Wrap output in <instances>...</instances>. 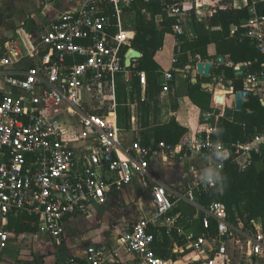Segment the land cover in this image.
<instances>
[{"label": "built area", "instance_id": "built-area-1", "mask_svg": "<svg viewBox=\"0 0 264 264\" xmlns=\"http://www.w3.org/2000/svg\"><path fill=\"white\" fill-rule=\"evenodd\" d=\"M136 1L80 0L53 18L29 45L0 41V264L15 236L9 229L11 216L19 212L36 215L38 231L61 245L69 220L90 217L92 207L106 205L113 191L150 177V157L159 150L178 155L187 149L192 154L215 156L229 150L240 169L251 164L250 155L264 157V132L230 146L203 136L194 143L185 140L175 145L164 140L149 144L138 139L126 141L117 111V85L122 74L129 81L122 49L130 45L132 30L126 27L124 11ZM157 1L169 16L181 20L173 25V32L185 34L187 0ZM193 1L198 15L202 14L204 0ZM249 2L252 18L244 35L264 53V15L257 9L264 0ZM173 62L178 63L176 55ZM174 74L175 67L164 72L163 91L170 90ZM137 76L145 92L146 72L138 71ZM258 86L264 87V62L258 70L246 73L244 80L245 90L254 91ZM104 89L109 107L100 113ZM127 89L132 91L129 83ZM221 167L218 164L216 170ZM152 198L151 217L135 221L118 235L117 246L111 251L88 247L84 264H175L154 252L156 236L150 227L161 219L168 233L173 228L181 231L178 215L173 214L176 201L162 183L153 185ZM186 198L195 202L193 188ZM203 209L204 232L189 235L186 244L196 259L213 251L214 245L219 255L226 256L233 244L255 264H264V230L259 222L255 232L243 235L244 245L241 237L235 238L239 232L222 202L214 201ZM212 219L216 221L215 233L211 231ZM120 250L132 258L122 259ZM56 264L80 263L68 259Z\"/></svg>", "mask_w": 264, "mask_h": 264}, {"label": "crops", "instance_id": "crops-1", "mask_svg": "<svg viewBox=\"0 0 264 264\" xmlns=\"http://www.w3.org/2000/svg\"><path fill=\"white\" fill-rule=\"evenodd\" d=\"M79 1L65 0L63 3L53 4V6L58 8L61 11L60 13H62L68 9L74 8ZM193 2L195 1L187 0L183 13L192 12L194 18L196 16L197 20L202 21L204 23H208L210 18L219 9H227V8L241 9L247 7L249 9V17L243 19L241 24V27L246 29L244 32L247 31L248 29L247 23L252 18L249 7L250 4L249 0H204V5L201 8L203 15L202 14L198 15L199 12L194 7ZM260 3H258V5ZM258 5H257V9H258ZM60 13H58L55 17H57ZM196 18H195V22L197 25ZM52 19L49 20L47 19L46 24H48ZM161 19L162 16L158 15L157 20H161ZM29 26L32 27L34 25H32V23L29 22L27 27L28 29ZM238 28L239 26H232L231 37L233 38V47L234 50L236 51L235 54L237 57L239 56L241 58L239 62H235L230 53L225 55L219 54L217 52L216 44L210 43L207 47L208 49L207 58H202L201 55L194 56L192 53H189L188 55L189 60L190 61L195 60L196 64L195 65L190 64L185 67H176V65L173 62L175 56V48L179 41L178 35H176V33L174 32L165 34L163 48L158 50L155 54L156 61L160 64V66L163 69L162 75L160 77V83L161 84L163 83V74L167 70H170L175 67V74L170 90L169 91L162 90V92L159 95V101H160L159 104L160 114L158 117L159 124L161 125L168 124L173 119H175L178 124L188 129L189 135L186 140L193 143L202 137L200 130L201 128H204L209 133H215L217 130L218 121L221 117L229 123V125L227 126V131L230 133V135L233 138H236L229 145L238 141H246L251 137H253L255 134L264 132V87L258 86L254 91H251L252 94L245 99L243 108L241 110H237L235 108V94L238 91L235 89L236 85L241 84L240 80L242 79L243 83L241 85H243L242 89H244V80L246 77V73L256 71L258 70L257 68L261 66L260 64L257 63L258 58L254 60L248 59L249 53L247 54V52H244L243 47L239 45L237 37L234 35L235 31H237ZM44 30L45 29H40V32H38L35 35V37H30L28 34H26V32H24V35H22V33L19 31V36L14 37L13 39H11L12 35L1 36L0 41H4L8 39L12 43L17 41V44L23 45V43H25L29 45L30 39L36 38V36H39ZM185 30H186L185 33L189 34L190 37H193L188 25H186ZM244 32H242V34ZM219 56H224L223 62L218 60ZM136 61L137 60H134L132 66H135ZM200 61L212 62V69L209 75H202L198 73L197 63ZM237 66H239L240 68L236 69ZM217 69H221L220 74L216 73ZM124 77L126 79V75H124ZM193 86H198V88L202 90H207L213 93L218 112H209V111L207 112L214 114L216 116L217 124L215 127H212L211 125L208 124L204 125L200 123V115L203 110L199 108L196 104H194L190 96L188 95L189 90ZM141 94H142V99H144L146 96L145 92L142 91ZM252 97H254L255 99L253 100ZM173 102L178 103V108H176L175 110L173 109ZM129 105L131 106V113H132L131 121L129 123L130 125L129 128H124V127L122 128V130L125 132L127 136L125 137L123 135L126 141L130 142L138 139L143 142L144 140L143 138L146 135L148 136L150 142L154 141L153 131L141 127L137 99L134 102H131ZM249 116H252L251 119L252 121L250 123H247L243 119ZM234 124L235 125L238 124L239 126L236 128L234 127ZM218 140L224 143V141H222L221 139ZM229 153H230L229 150L222 152L220 153L221 158L216 159L215 155L209 153L192 154L187 149L183 150L178 155H173L171 153L159 150L158 152L153 153V155L150 157V168H149L150 177L146 179L139 178L133 185L125 187L118 191H113V193H111L109 196L108 203L106 205H98V206L106 207L108 205L110 206L115 205L118 207L125 208L124 207L125 202H127V200H130L132 195V197L134 196L136 199H138V207L141 213L143 214V217H148L147 212L149 208L147 207L146 203H144V196L145 197L150 196V199L152 200V192L150 190V186L154 185L155 183H162L167 187L171 199L176 201V206L174 207L173 214L178 215V226L181 227V231H178L177 229L176 230L180 236H183L185 238L187 244L189 235L193 234L199 236L204 232V230H202V232L199 233V229L201 230V224H202L201 214L204 213L203 207L205 206L200 204L197 193L199 189L207 188L205 186L207 170L209 169L216 170L218 164H221L223 167V161L224 159L230 156ZM252 156L253 155H250L251 159ZM260 157L261 160L256 162L257 166L258 163L260 162L264 164L263 162L264 157L262 156ZM261 168H263V166ZM191 188H193V191L196 195L195 202H191L186 198V194ZM153 211H154V207H153ZM125 212L126 213L128 212L126 211V208L125 210L119 213H115L113 215L115 219L114 222L110 224L109 227L99 232L95 238H93L88 242H84L83 240L77 241L72 239L70 225L75 220L92 219L93 211L90 217L86 218V217L78 216L68 221L67 231L61 245H56L49 235L40 233L39 231H37L36 233H20V234L15 233L14 239H17V237L19 236L25 237L28 235L40 233L49 238L50 243L52 244V247H54L55 250L54 256L63 257L55 261L54 264L68 259H72L77 263L84 264L85 255L88 247L92 245H95L97 247H105L106 251H111L114 248H116L117 237L121 233L119 234L115 230L111 229V227L116 226L117 223L120 222L119 216L124 215ZM149 216H151V214ZM137 220L132 221L130 225H132ZM151 225H153V227L156 230L157 229L159 230L161 227L166 226L164 221L161 219L152 222ZM234 226L241 236L252 234L253 232H255V230L252 229L251 232L245 233L243 223L238 226L236 225ZM80 232H82V230L76 227L75 234L73 235L74 236L79 235ZM70 237L71 240H69ZM79 237L81 236L79 235ZM11 243L14 244V240L11 241L10 244ZM186 244H185V248H186ZM16 245L19 248L23 247V244L20 243V241L16 242ZM183 248L184 247L182 245L177 244V242L174 243L175 250L183 251ZM6 250L3 252L1 256V264L3 257L5 258ZM188 250L189 251L185 253L183 256H181L180 259L175 261V264H177V262L179 261H183L186 264H195V263L210 264L209 260H212L213 262L212 264H217L218 259H220V257H224L219 255L217 252H216L217 255L214 256L213 251H211L208 252L207 254H204L203 258L196 259L194 257V254L191 253V250L190 249ZM119 253L122 259L130 260L132 258L130 255L125 254L123 250H120ZM49 258L50 257H48L47 259ZM246 264H255V262L252 258L247 257Z\"/></svg>", "mask_w": 264, "mask_h": 264}, {"label": "trees", "instance_id": "trees-1", "mask_svg": "<svg viewBox=\"0 0 264 264\" xmlns=\"http://www.w3.org/2000/svg\"><path fill=\"white\" fill-rule=\"evenodd\" d=\"M128 9L133 16L131 28H129L132 30L131 43L130 46L124 45L122 55L125 56L128 48L132 46L140 50L142 56L137 59L135 66L127 69L129 81L125 79L123 74L118 78L117 111L120 125L122 128H129L132 117L129 104L137 99L141 127L153 131L155 141L164 140L174 145L182 143L189 135L187 128L178 124L175 119L164 125L158 122L160 114L159 95L163 90L160 77L163 69L155 59L156 52L163 48L165 34L172 33L173 25L181 23V20L178 17L169 16L164 9V5L157 0L151 2L138 0ZM258 14L264 15V2L258 5ZM158 15L162 16L161 20H157ZM248 17L249 9L247 7L219 9L208 23L197 20L195 16L198 36L193 38L187 33L178 36L179 41L175 48V55L178 59L176 67L196 64L195 60H189V53L207 58V47L210 43L216 44L219 54L230 53L233 60L239 62L241 58L235 54L233 38L231 37L232 26H239L234 35L237 37L239 45L243 47V51L249 53L248 59L258 58L257 63L261 65L264 62V54L260 53L252 38L243 35L244 33L242 34L246 30L241 27L242 21ZM138 71H144L147 75L146 96L144 99H142V87L137 76ZM216 73L220 74L221 69H217ZM128 83L132 86V91L129 92L127 90ZM240 83H243L242 79ZM241 84L236 85L235 89H242L243 85ZM188 95L193 103L202 110L218 112L214 95L210 91L193 86ZM252 99L255 98L252 97ZM176 108H178V103L173 102V109ZM105 111L106 109L101 110L100 113ZM251 119L252 116H249L243 120L250 123ZM228 125L229 123L221 117L215 133H209L201 128V134L204 138L221 139L227 146H230L229 144L236 138H233L227 131ZM238 126V124H234V127L237 128ZM143 139V144L150 143L147 135ZM259 160H261V157L253 154L251 164L245 169H240L233 160L232 154L224 159L223 167L220 170L224 179L213 187L199 189L197 196L200 204L207 206L214 201H220L226 206L228 219L232 224L238 226L243 223L255 230V223L259 222L264 230V164L263 168H259L256 164ZM203 215L204 213L201 214V218ZM9 229L16 234L36 233L38 231V217L26 212H19L11 216ZM150 229L156 236L152 248L159 256L177 261L189 251L185 248V238L180 236L176 229L173 228L170 233H168L166 226L156 230L151 225ZM202 230L204 228L201 224L199 233ZM211 230L212 233L216 232V221L214 219L211 222ZM175 242L184 247L183 251L174 249Z\"/></svg>", "mask_w": 264, "mask_h": 264}, {"label": "rangeland", "instance_id": "rangeland-1", "mask_svg": "<svg viewBox=\"0 0 264 264\" xmlns=\"http://www.w3.org/2000/svg\"><path fill=\"white\" fill-rule=\"evenodd\" d=\"M64 1L65 0H0V37L12 35L11 39H13L14 37L19 36V31L22 35L26 32V34L30 37H35V35L40 32V29H46L48 25L46 24L47 19H52L61 12L58 8L54 7L53 4H61ZM124 20L127 29L131 28L133 16L132 13L129 12L128 7H126L124 11ZM29 22H31L34 26H29L28 29L27 27ZM261 28L264 30V25H261ZM103 97L104 99L100 103L101 108L99 110H108L109 94L106 89L103 90ZM122 134L127 137L124 131H122ZM262 166V162L258 163V167L261 168ZM152 187L153 185L150 186L151 192ZM144 203H146L149 208L147 216L151 217L153 215L154 207L153 198L151 200L150 196H144ZM124 207L128 212H125L124 215H120V222L117 223L116 226L111 227V229L115 230L119 234L128 230L131 227L130 224L132 221L137 219L139 220L143 217V214L138 207V199L134 196L132 197L131 195V199L125 202ZM125 208L115 205H108L106 207L94 205L92 207V219H80L71 223L70 231L72 233V239L77 241L83 240L84 242L92 240L99 232L109 227L110 224L114 222L115 219L113 215L115 213H119L125 210ZM150 214L151 216H149ZM76 227L82 230V232L79 233L81 237H79V235H73L75 234ZM244 229L245 233L252 231V228L249 225H244ZM40 233L25 237L19 236L17 239L12 238V241L14 240V244H9V247L5 252V258L3 257L2 259V264H54L59 258H63L60 256H54L55 250L54 247H52L49 238ZM238 236L241 237L243 244L245 245V237L241 236L240 233H236L235 238ZM71 237L69 240H71ZM19 241L23 244L22 248H19L16 245V242ZM216 252V245H214V256L217 255ZM229 252L228 256L220 257L217 264H246L247 257L243 250L239 249L237 245L231 244L229 246ZM48 257L50 258L47 259ZM177 264L186 263L179 261Z\"/></svg>", "mask_w": 264, "mask_h": 264}, {"label": "water", "instance_id": "water-1", "mask_svg": "<svg viewBox=\"0 0 264 264\" xmlns=\"http://www.w3.org/2000/svg\"><path fill=\"white\" fill-rule=\"evenodd\" d=\"M184 15L186 16V21L188 22V26L190 32L194 38L198 36V29L195 22V18L192 12H185ZM132 35V33H130ZM142 56V52L135 47H130L124 58V65L126 68H130L133 65L134 60L139 59ZM219 61H224V56L218 57ZM212 69V62L211 61H200L197 63V71L199 74L202 75H209ZM195 79V78H194ZM251 91L241 89L238 90L235 94V108L237 110H241L243 108L245 99L251 95ZM200 123L201 124H208L212 127H215L217 124L216 116L211 114L205 110L201 112L200 115Z\"/></svg>", "mask_w": 264, "mask_h": 264}, {"label": "clouds", "instance_id": "clouds-1", "mask_svg": "<svg viewBox=\"0 0 264 264\" xmlns=\"http://www.w3.org/2000/svg\"><path fill=\"white\" fill-rule=\"evenodd\" d=\"M221 158V154L219 152L216 153V159ZM224 178L222 177L221 173L219 170H214V169H209L207 170V175H206V184H214L218 183V181H222Z\"/></svg>", "mask_w": 264, "mask_h": 264}]
</instances>
